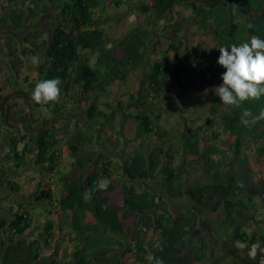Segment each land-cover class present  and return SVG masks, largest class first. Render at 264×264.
<instances>
[{"label":"trees","instance_id":"trees-1","mask_svg":"<svg viewBox=\"0 0 264 264\" xmlns=\"http://www.w3.org/2000/svg\"><path fill=\"white\" fill-rule=\"evenodd\" d=\"M25 1L18 5L15 0H6L10 6L4 10L5 21L11 34L22 31V39L28 43L27 49L18 50L15 46L22 41L9 35L13 44L9 69L16 79L25 50L34 54L35 76L27 82L24 97L28 98V106L46 109L49 116L37 126L30 114H25L20 121L22 134L7 138L8 151L0 157V187L5 183L12 192L18 191L17 182L7 179V175L27 162L55 175L53 185L57 192L43 189L39 180L30 196L46 201L55 198L62 211L61 221L68 220L77 247L74 250L80 255L78 259L73 254L71 264H122L117 253L124 249L135 254L137 264H149V255L162 259L164 264H212L209 239L195 234L197 213L187 208L171 214L163 207L157 212L159 194L147 188L139 190L135 185L136 180L157 178L159 191L169 197L181 196L183 175L192 162L205 166L206 180L190 188L191 199L218 215L225 233H232L234 241L245 244L249 255L250 248L257 246L253 259L258 264L264 249V220L259 230L247 231L244 225L253 218L248 213L249 206L264 186L251 180L244 149L251 146L256 159L264 163V120L248 127L241 117L245 111H250L252 117L258 116L264 110V97L243 102L239 107L225 105L218 127L207 120L206 127H188L177 137L163 138L154 120L159 118L155 112L157 101L168 86L173 83L183 89L200 74L197 65L201 54L193 47L187 48L180 38L186 24L173 17L174 9H190L192 23L213 35L215 47L205 66L222 77L226 69L217 63L219 47L248 43L252 35L264 39V0H141L137 10L144 15L145 26H133L112 42L107 40L109 7L126 5V0H31L33 6L24 7ZM42 4L46 6L43 11H49L48 5L52 10L53 23L48 35H43L41 29L39 32L37 28H27L38 17ZM248 24L255 27L249 29ZM160 27L169 34L162 48L153 41ZM28 32L35 36L28 39ZM14 60L20 66H15ZM136 70L141 72L136 93H129L126 101H116L115 106L99 102V97L107 94L113 84L125 83ZM57 77L61 80L59 102L36 104L32 94L37 83ZM219 104L222 101L215 95L208 108L211 115L217 112ZM132 106L136 111L129 112ZM78 116L87 126L72 127V119L75 122ZM120 117H132L138 133L153 135L158 142L148 151L135 150L121 163L102 151L94 155L84 149L95 148L99 132L108 135ZM61 120L65 121L64 131L72 128L68 148L75 160L71 173L55 170V146L61 136L54 123ZM96 126L99 127L94 131ZM223 134L230 136L227 148L220 145ZM116 149L114 146L113 152ZM115 169L124 170V177H116ZM103 179L110 182L105 190L97 187ZM111 193L116 195V201L108 196ZM87 212L92 221L86 220ZM128 217L133 219L128 231L131 242L122 233L121 220ZM32 224L30 211L20 201L16 207H0V264H65L51 257L41 258L39 240L26 235ZM51 228L50 221L42 226L41 238L46 245L50 243ZM148 231L152 235L146 238ZM157 242L161 248L154 247Z\"/></svg>","mask_w":264,"mask_h":264},{"label":"rangeland","instance_id":"rangeland-1","mask_svg":"<svg viewBox=\"0 0 264 264\" xmlns=\"http://www.w3.org/2000/svg\"><path fill=\"white\" fill-rule=\"evenodd\" d=\"M14 1V0H12ZM128 4L115 7L111 5L108 10V18L110 24L107 29V40L112 42L122 38L127 34L133 26H141L145 23L144 15L137 10V6L141 0H126ZM15 3L21 5V0H15ZM10 6V2L6 0H0V157L8 151V137L18 138L22 131H24L20 121L25 114H30V118L35 120L37 126L41 125V119L48 117L46 109L33 108L26 104L27 99L24 97L27 88V82L35 76L34 67L36 64L33 58L34 54H30L25 50L26 54L22 56V64L19 74L16 79L11 76V69H9L8 58L11 57L10 47H13L12 41L9 35L12 33L8 22L5 21L6 14L4 10ZM24 7L33 6L31 0L23 2ZM45 5L40 6V13L37 18L31 21L29 29L42 30L43 35H48L52 21V10L44 9ZM172 15L176 19L185 21V29L180 32V38L183 40L187 48L193 47L199 51L201 56L197 65L200 74L198 77L193 78L183 89L177 84L171 83L167 90L163 92L159 101H157L158 109L155 111L159 114V118L154 120L157 124L156 130L163 135V138L177 137L181 130L188 127L193 129H199L206 127L207 120L213 123L214 127H218V118L222 114L225 105L219 104L217 112L213 115L209 113V106L213 97L216 95L214 88L222 85V78L215 72L208 70L205 63L215 47L216 40L211 33H207L205 30L200 29L191 21V10L184 7L177 6ZM145 26V25H144ZM40 32V30H39ZM22 31L15 32L11 35L13 37H19L22 44L17 43L16 49L20 50L22 47L27 49V41L22 39ZM35 36L28 32L26 37L31 39ZM169 40L168 32L160 27L157 30L154 44L156 47L162 48L166 46V42ZM120 53V51H117ZM195 53V51L193 52ZM157 54L152 55L156 57ZM14 60L12 63L15 66H20ZM140 70H136L132 73L130 78L125 83H115L111 86V90L99 97V102H108L115 106L116 101L124 100L129 93H136L137 78L140 76ZM27 77H29L27 79ZM17 85L19 87H17ZM207 90V92L205 91ZM90 96V95H89ZM82 106L85 103L82 102ZM102 106V105H101ZM109 111V109H106ZM129 112L136 111L134 106L128 109ZM78 120L74 122L72 119V127L74 124L79 126H87L80 116ZM65 121H57L55 124L61 139L55 146L56 152V169L61 170L64 173H71V164L75 158L70 153L68 148L69 137L72 133L70 127L68 132L64 131ZM99 126L94 127L97 129ZM66 132V133H64ZM100 138L97 139L98 144L95 148L84 147L90 153L96 155L99 152L106 153L113 160L118 162H124L135 151H148L152 146L158 142L153 135H144L137 132V125L132 117L119 118L112 128V132H108L106 135L104 131H100ZM108 138V139H107ZM95 139V137H94ZM230 143V136L227 134L221 135L220 145L227 148ZM104 144V145H102ZM117 146H116V145ZM116 147V152H113V147ZM21 147V143L18 144V148ZM247 152V164L251 171V180L258 186H264V163L257 160L253 148L247 146L244 149ZM191 164V165H190ZM205 166L202 168L198 164L190 162L186 166V172H184L182 185L183 194L178 197H169L165 193L159 191L157 187V178L148 180H136V187L141 190L147 188L153 192H156L160 196V200L156 211H160L159 207H163L176 214L181 210L190 208L194 210L198 215V224L195 230L196 235H204L211 244V252L213 254L212 264H255L253 257L247 253L246 245L234 241L232 233L229 236L222 228L218 215H213L210 212L203 209L196 204L189 195V190L197 182L206 180ZM116 174L118 178L124 177V170L119 171L117 169ZM75 171L72 173L74 174ZM55 175L49 173L46 168L34 167L29 162L23 167H16L10 174L7 175V179L15 180L17 182L18 191L12 192V189L3 183L0 187V207H8L10 205L17 206V201H20L30 211L33 217V224L27 230L26 235L30 239H38L41 244V258L48 259L49 257L57 260H63L65 264H71L69 259L74 255H77L74 242V235L71 234V227L68 225V220L61 221L62 211L58 208V204L55 198L51 201L36 200L31 197L30 194L36 189L39 180H41L42 188L49 192H57V188L54 183ZM249 189V188H248ZM57 195H55L56 197ZM113 201L117 200L116 195L111 193L108 195ZM248 213L253 215V218L245 222L244 228L247 231L259 230L263 226L264 220V191L262 190L257 195L253 202L250 204ZM86 220L92 221L90 213H86ZM132 218L128 217L121 220L122 233L126 237L128 242H131L128 234L129 228L132 223ZM50 221L52 228L50 230V243L45 244L41 238L42 226ZM152 235V231H148L146 238ZM130 245V244H129ZM121 257L122 264H137L135 254L129 250H123L118 252ZM80 255L75 256L80 259ZM258 260V264H264V261ZM194 264H199L194 262Z\"/></svg>","mask_w":264,"mask_h":264},{"label":"clouds","instance_id":"clouds-1","mask_svg":"<svg viewBox=\"0 0 264 264\" xmlns=\"http://www.w3.org/2000/svg\"><path fill=\"white\" fill-rule=\"evenodd\" d=\"M253 29V24H248ZM220 56L217 63L226 71L222 74V85L215 87L214 92L220 97L223 105L239 107L246 101H259L264 97V39L252 35L250 42L233 44L229 47H219ZM230 49V51H229ZM36 58H33L35 62ZM61 80L57 78L43 80L34 88L32 99L36 104L56 103L60 100ZM207 92V90H205ZM250 111H245L241 117L244 126H254L258 121L264 120V110L258 116L252 117ZM107 179L101 180L97 187L107 189ZM154 247L161 248L159 242ZM162 250V249H161ZM149 264H164V261L153 255L147 257Z\"/></svg>","mask_w":264,"mask_h":264},{"label":"built area","instance_id":"built-area-1","mask_svg":"<svg viewBox=\"0 0 264 264\" xmlns=\"http://www.w3.org/2000/svg\"><path fill=\"white\" fill-rule=\"evenodd\" d=\"M257 246L253 245L251 248H250V256L251 257H254L256 254H257ZM260 260L261 261H264V249L261 250V256H260Z\"/></svg>","mask_w":264,"mask_h":264}]
</instances>
